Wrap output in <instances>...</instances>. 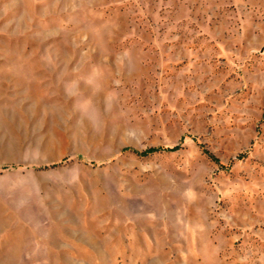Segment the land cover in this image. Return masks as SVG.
Returning a JSON list of instances; mask_svg holds the SVG:
<instances>
[{"label":"rangeland","instance_id":"rangeland-1","mask_svg":"<svg viewBox=\"0 0 264 264\" xmlns=\"http://www.w3.org/2000/svg\"><path fill=\"white\" fill-rule=\"evenodd\" d=\"M0 264H264V0H0Z\"/></svg>","mask_w":264,"mask_h":264}]
</instances>
